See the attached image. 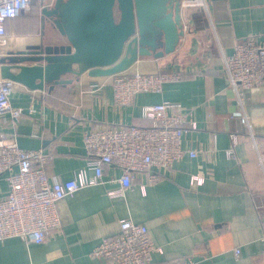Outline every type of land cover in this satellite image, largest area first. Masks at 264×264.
I'll return each instance as SVG.
<instances>
[{"label":"crops","instance_id":"1","mask_svg":"<svg viewBox=\"0 0 264 264\" xmlns=\"http://www.w3.org/2000/svg\"><path fill=\"white\" fill-rule=\"evenodd\" d=\"M206 1V7L183 11L185 34L174 53L141 57L125 71L180 69L183 78L166 83L161 92L138 94L131 105L116 103L113 75L85 73L52 91L15 82L11 103L37 112L17 122L9 113L0 116V131L16 132L24 148L51 152L50 177L67 179L86 166L84 134L92 127L143 124L142 107L164 100L192 110L197 127H188L183 145L200 153L160 170L154 183L148 181L149 172H138L133 186L115 197L107 188L121 170L107 166L106 184L81 188L58 202L62 227L51 230L44 242L0 241V264H108L90 252L103 236L118 230L122 218L149 227L161 249L153 257L161 264L185 257L195 264H264V84L242 90L240 98L223 66L236 40L264 35V0ZM45 2L49 6L53 0ZM41 9L42 0H33L29 12L7 22V45L0 55L29 43L65 40L57 33L55 41L56 32L48 20L43 24ZM232 134L238 138L229 155ZM193 174L205 175L204 184L192 186ZM7 190L1 178L0 196Z\"/></svg>","mask_w":264,"mask_h":264},{"label":"built area","instance_id":"2","mask_svg":"<svg viewBox=\"0 0 264 264\" xmlns=\"http://www.w3.org/2000/svg\"><path fill=\"white\" fill-rule=\"evenodd\" d=\"M32 2L0 0V42H5L8 35L7 22L29 12ZM181 6L183 11L206 7L207 1L182 0ZM223 66L240 98L242 90L264 84V35L236 40L233 51L224 56ZM182 78L180 69L120 72L113 75L110 85L117 104L131 105L138 94L161 92L166 83ZM15 84L0 76V116L9 113L13 122L24 114L32 116L37 112L33 107L27 112L11 103ZM141 114L151 120L150 126L104 123L85 132L87 164L67 179L50 177L47 168L54 158L51 152L24 148L16 132L0 131V179L4 178L8 185L7 192L0 196V241L19 237L27 243L44 242L51 230L62 227L58 202L81 188L106 184L107 166L121 170L112 176L113 185L107 188V194L115 197L133 186L138 172H149L148 181L154 183L160 179V170L173 168L185 155H199L200 150L183 145L188 127H197L191 109L164 100L143 106ZM241 120L250 126L247 116ZM237 138L232 134L229 155L235 151ZM261 160L264 161V156ZM204 182L203 174L191 176L192 186H201ZM262 228L264 235V217ZM157 251L161 249L145 223L122 218L118 230L103 236L90 256L104 259L108 264H161L153 257ZM235 251L240 253L239 248ZM172 264H195V260L185 257Z\"/></svg>","mask_w":264,"mask_h":264},{"label":"water","instance_id":"3","mask_svg":"<svg viewBox=\"0 0 264 264\" xmlns=\"http://www.w3.org/2000/svg\"><path fill=\"white\" fill-rule=\"evenodd\" d=\"M182 0H42V22L55 36L0 56V76L52 91L81 75L125 72L141 57L174 53L185 34ZM53 38V39H54ZM69 75H73L69 77Z\"/></svg>","mask_w":264,"mask_h":264},{"label":"trees","instance_id":"4","mask_svg":"<svg viewBox=\"0 0 264 264\" xmlns=\"http://www.w3.org/2000/svg\"><path fill=\"white\" fill-rule=\"evenodd\" d=\"M143 119L145 120V122L143 124H136V125H141V126H150L151 125V120L150 119H147V118H144Z\"/></svg>","mask_w":264,"mask_h":264},{"label":"bare ground","instance_id":"5","mask_svg":"<svg viewBox=\"0 0 264 264\" xmlns=\"http://www.w3.org/2000/svg\"><path fill=\"white\" fill-rule=\"evenodd\" d=\"M5 44H6L5 42L4 43L0 42V47L4 49L6 47V45H7V44L6 45Z\"/></svg>","mask_w":264,"mask_h":264},{"label":"rangeland","instance_id":"6","mask_svg":"<svg viewBox=\"0 0 264 264\" xmlns=\"http://www.w3.org/2000/svg\"><path fill=\"white\" fill-rule=\"evenodd\" d=\"M5 49H6V48L3 49V48L0 47V53H1V52H4ZM0 56H1V55H0Z\"/></svg>","mask_w":264,"mask_h":264},{"label":"flooded vegetation","instance_id":"7","mask_svg":"<svg viewBox=\"0 0 264 264\" xmlns=\"http://www.w3.org/2000/svg\"><path fill=\"white\" fill-rule=\"evenodd\" d=\"M48 20V19H47Z\"/></svg>","mask_w":264,"mask_h":264}]
</instances>
